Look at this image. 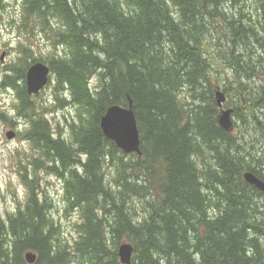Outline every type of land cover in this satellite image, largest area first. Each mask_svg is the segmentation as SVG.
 <instances>
[{
    "label": "trees",
    "instance_id": "1",
    "mask_svg": "<svg viewBox=\"0 0 264 264\" xmlns=\"http://www.w3.org/2000/svg\"><path fill=\"white\" fill-rule=\"evenodd\" d=\"M241 1L232 10L227 0H19L25 36L35 29L58 51L48 63L55 107L75 118L63 115L64 131L36 112L28 64L5 75L27 123L21 137L39 157L19 174L25 204L0 220V264H28L27 252L32 264H120L122 243L131 264H264V193L242 177L264 181V28ZM217 63L226 73L214 84ZM222 84L237 95L230 132L218 123ZM129 102L140 156L99 126L109 106ZM40 170L62 180L65 209L77 214L72 243L60 242L51 200L34 184Z\"/></svg>",
    "mask_w": 264,
    "mask_h": 264
},
{
    "label": "rangeland",
    "instance_id": "2",
    "mask_svg": "<svg viewBox=\"0 0 264 264\" xmlns=\"http://www.w3.org/2000/svg\"><path fill=\"white\" fill-rule=\"evenodd\" d=\"M261 1L250 0L248 4L249 9L250 7L253 8L252 12H254L255 18L261 21L264 28ZM2 3L5 6L1 12L2 20L0 22V115L4 113L5 117L0 119V220H6L9 215H14L18 208L25 204L28 190L22 183L19 174L23 173L24 168L30 174L32 171L30 163L33 158H38L39 156L32 143L21 137L27 128V123L24 119L15 117L16 113L12 108L15 103V94L12 89L2 86V83L5 75H11L10 69L12 67L14 70L21 71L22 68L26 67V64L30 66L35 62H41L48 66L49 61L57 57L58 51L53 49L50 41L47 40L43 33L35 29L33 36L29 38L25 36V29L21 28L19 0H2ZM243 3L241 0H227L225 4H228L233 10V8L241 7ZM29 24L33 25L32 20H29ZM25 27L29 31L28 25ZM263 28L260 29L261 33ZM24 48L28 49L29 52L26 58L22 55ZM58 49L61 50L62 47L59 46ZM256 53L258 54L259 52L256 50ZM210 56H212V53ZM212 67L207 78L210 76V79L215 84L213 74L223 77L226 72L218 63ZM53 80L54 77L51 75L44 89L31 96L34 102L33 106H35L37 113H44V118L49 121L53 129L56 128V125H59L60 128L67 131L63 115H67L68 120L75 118L74 109L71 107L68 109L55 107ZM98 84L97 79L93 78L91 80V87H95ZM225 88L226 85L224 84L216 88L225 95L224 104H222L221 109H217L220 111L219 113L230 109V103L234 105L236 101V93L231 89L226 90ZM49 97L51 98V103H49ZM226 101H228L227 104ZM9 112H14L15 115L10 116ZM22 124L26 125V127H21ZM243 132H245V129ZM8 133L13 135L10 139L6 138ZM245 139L248 143H255L249 141L248 139L250 138L247 135ZM106 157V161L109 162L110 153H106ZM38 173L39 177L37 176L34 184L41 185L46 197L51 200L50 212L54 217L55 227L59 228L60 242L72 243V240L77 238L74 224L78 217L75 212H67L65 209L62 197V180L44 173L43 170L38 171ZM108 176L110 178L106 180L109 181L114 174L111 176L108 173Z\"/></svg>",
    "mask_w": 264,
    "mask_h": 264
},
{
    "label": "water",
    "instance_id": "3",
    "mask_svg": "<svg viewBox=\"0 0 264 264\" xmlns=\"http://www.w3.org/2000/svg\"><path fill=\"white\" fill-rule=\"evenodd\" d=\"M2 59V57H1ZM50 69L47 65L36 62L30 65L26 72L25 86L29 95L37 94L48 82ZM216 105L221 109L225 102V95L217 90L215 93ZM232 111L226 109L219 113L218 123L225 131L230 132L233 127ZM99 126L103 136L114 143V145L125 154L136 153L141 155L140 137L137 122L132 110V104L127 106L112 105L109 106L104 115L100 118ZM13 135L8 133L6 138L10 139ZM243 180L261 193H264V181L255 176L252 172H245ZM264 214V206L262 208ZM117 256L120 264H131L133 256V247L128 243H122L117 250ZM36 256L32 252L25 254V260L28 264L34 263Z\"/></svg>",
    "mask_w": 264,
    "mask_h": 264
},
{
    "label": "clouds",
    "instance_id": "4",
    "mask_svg": "<svg viewBox=\"0 0 264 264\" xmlns=\"http://www.w3.org/2000/svg\"><path fill=\"white\" fill-rule=\"evenodd\" d=\"M52 101H51V98L49 97V103H51ZM9 115L10 116H14L15 115V113L14 112H9ZM21 127H26V125H21ZM19 130V129H18Z\"/></svg>",
    "mask_w": 264,
    "mask_h": 264
},
{
    "label": "flooded vegetation",
    "instance_id": "5",
    "mask_svg": "<svg viewBox=\"0 0 264 264\" xmlns=\"http://www.w3.org/2000/svg\"><path fill=\"white\" fill-rule=\"evenodd\" d=\"M261 28H262V27H259V26H258V28H257V30H256V33L259 34V35L261 34V31H260ZM255 35H256V34H255ZM257 39H258V36H257L256 40H257Z\"/></svg>",
    "mask_w": 264,
    "mask_h": 264
},
{
    "label": "bare ground",
    "instance_id": "6",
    "mask_svg": "<svg viewBox=\"0 0 264 264\" xmlns=\"http://www.w3.org/2000/svg\"><path fill=\"white\" fill-rule=\"evenodd\" d=\"M208 74H209V73H208ZM208 74H207V75H208ZM197 153H198V152H197ZM50 211H51V210H50ZM73 212H74V211H73ZM48 214H49V213H48ZM56 228H57V227H56ZM58 229H59V228H58ZM58 229H57V232L59 231ZM54 231H55V230H54ZM51 240H52V239H51ZM54 240H55V239H54ZM62 247H63V246H62ZM57 248H58V247H57ZM64 249H65V248H64Z\"/></svg>",
    "mask_w": 264,
    "mask_h": 264
}]
</instances>
